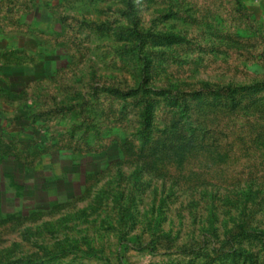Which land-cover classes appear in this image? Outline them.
<instances>
[{
	"label": "rangeland",
	"instance_id": "obj_1",
	"mask_svg": "<svg viewBox=\"0 0 264 264\" xmlns=\"http://www.w3.org/2000/svg\"><path fill=\"white\" fill-rule=\"evenodd\" d=\"M263 233L264 0H0V264H264Z\"/></svg>",
	"mask_w": 264,
	"mask_h": 264
},
{
	"label": "trees",
	"instance_id": "obj_2",
	"mask_svg": "<svg viewBox=\"0 0 264 264\" xmlns=\"http://www.w3.org/2000/svg\"><path fill=\"white\" fill-rule=\"evenodd\" d=\"M38 115H40V114H38ZM244 130H245V129H244ZM252 130H253V129H250V131H248V136H251L250 133H252ZM256 130L258 131V130H262V129L260 128V129H256ZM257 133H259V132H257ZM246 142H247V141H246ZM235 143H238V140H236ZM231 146H232V144H231ZM172 147H173V146H172ZM193 147H194L193 144H189V143H187L183 149H191V148H193ZM196 148H197V147H196ZM173 149L175 150V149H180V148L178 147V145H175V146L173 147ZM10 156H12L13 158H15V159L18 160V161H21V159H22V157H20L21 155L18 153V151H17V149H16L15 147H14V150L11 151ZM16 156H17V157H16ZM263 234H264V233H263ZM263 240H264V239H263Z\"/></svg>",
	"mask_w": 264,
	"mask_h": 264
}]
</instances>
